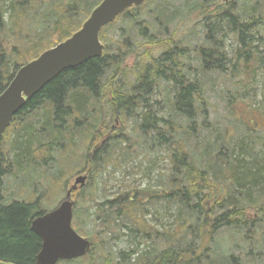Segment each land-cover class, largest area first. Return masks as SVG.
<instances>
[{
	"label": "trees",
	"instance_id": "trees-1",
	"mask_svg": "<svg viewBox=\"0 0 264 264\" xmlns=\"http://www.w3.org/2000/svg\"><path fill=\"white\" fill-rule=\"evenodd\" d=\"M101 1L0 0V95L22 66L76 33ZM217 1L146 0L124 12L100 32L102 57L63 71L12 118L0 136V262L34 264L41 242L31 221L54 209L70 179L85 175L72 193V227L94 247L58 264H264V105L261 124L230 108L243 103L237 88L249 91L264 69V0L212 9ZM195 14L189 31L196 36L201 27L203 39L179 46L175 27ZM145 42L159 53L145 52ZM226 79L234 89L224 92L230 126L208 120L215 81ZM115 120L129 122V130L119 133ZM141 154L150 175L164 164L156 178L107 194L111 177L102 172L133 170ZM27 183L38 197L19 199ZM82 218L93 227L86 235ZM124 236L126 250L105 248Z\"/></svg>",
	"mask_w": 264,
	"mask_h": 264
},
{
	"label": "water",
	"instance_id": "water-1",
	"mask_svg": "<svg viewBox=\"0 0 264 264\" xmlns=\"http://www.w3.org/2000/svg\"><path fill=\"white\" fill-rule=\"evenodd\" d=\"M144 2L145 0H102L69 39L22 66L0 95V136L25 103L63 71L102 57L104 47L99 41L101 30L124 12L141 7ZM85 182V176L77 177L57 208L31 221L30 230L41 242L34 264L73 261L89 253L91 242L79 236L72 228L71 193L78 187H83Z\"/></svg>",
	"mask_w": 264,
	"mask_h": 264
},
{
	"label": "rangeland",
	"instance_id": "rangeland-1",
	"mask_svg": "<svg viewBox=\"0 0 264 264\" xmlns=\"http://www.w3.org/2000/svg\"><path fill=\"white\" fill-rule=\"evenodd\" d=\"M165 1H168L170 4L176 5V4H182L185 0H165ZM199 19H200V17H199ZM193 22L195 24H196V22H198L197 14H195L193 16V18H191V23H187L186 26L184 23L182 25L176 24L177 26L175 27V30L176 29L177 30H176V34L173 37L174 38L173 40L176 41L179 46H183V45L185 46L186 41L187 42L191 41L189 43V45L194 46L195 44L200 43V41L203 39L201 27H198L196 36L190 34L191 32L189 30H190ZM173 27H174V25L167 28L170 33L172 32ZM119 29H120V26L117 27V32H119ZM153 32H154V30L149 27V29L147 31V35L150 36L151 34H153ZM260 33H261L262 37L264 38V28L263 27L260 28ZM117 36H118V34H117ZM135 37H136L135 31H133L132 37H130V38L135 39ZM183 38L186 40L184 42H181V39H183ZM179 48L182 49V47H179ZM144 49H145V52H147L148 54L151 51L153 56H154V54L155 55L158 54L160 51V50L155 51L156 47L155 46H152V47L149 46V43H147V42H145ZM226 51L229 52V48L226 49ZM262 51L264 52V42H263V46H262ZM191 56L195 57L196 55L193 54ZM195 63L196 62H194V64ZM126 66H128V68H131L133 66L132 61L127 62ZM258 74L259 75L256 76L257 78H256L255 82L251 83L249 86H247L249 88V91L241 89V88H237V90L241 91L240 93L243 95V97L241 99L243 103L233 102L232 105L230 106V108L233 107L232 108L233 112H234L233 114L240 115L241 117H243V120H245V121H248V120L250 121V119L254 120V121L259 120V122L262 121L260 118L261 116H258V114H259V109L262 107V105H264V69L261 73L259 72ZM247 80H248V78L246 79V82H247ZM235 81H238V80L236 79ZM235 81H233V82H235ZM229 83L230 82L227 79H226V81L225 80L224 81L223 80H218V81L216 80L215 81V86H214V90H213L214 92H213V94H211V100H210L211 108L209 109L208 120L213 121V122H217V121L222 122L223 125H229L230 126L231 125L230 122L233 121V116H232V114H230V112H231L230 109L226 110L227 100H226V96L224 93L226 90H230L231 92L234 91V89H232V87L229 86ZM251 114L254 116H250ZM257 117H258V119H257ZM128 123L129 122H127L126 124L123 125V121L121 120L118 126L115 124L112 127H116L118 129V132L120 133V132L125 130L124 126H126V125L128 128L127 130H129L130 125ZM231 123H233V122H231ZM258 124H261V122ZM255 129L257 130L258 128H255ZM261 135H263V137H264V132L261 133ZM103 141H104V137H102L101 140H98L97 142L95 141L94 145L92 146L93 149L97 150L103 144L102 143ZM78 147L81 149V152L83 154L84 153V144L83 145L80 144V146H78ZM91 153H92V151L91 152L89 151V155H91ZM143 155L141 154L137 159L134 160V162H133L134 169L133 170H131L129 167V169L127 171L129 173L131 172L130 174H126L127 171H124V170H117L116 172L113 173L111 170L112 168H110L109 166L107 167V171H108V173H110L109 175H108V173H104L105 171L102 172V174H103L102 176H103L104 180L107 181L108 177H111L110 180H108V183H107L106 188H105V192L107 194L112 195L115 192V190L118 189V186H120V184H128V183H131L133 181H135V183L138 184L140 188H144V187H146V185L150 181V179L148 177L151 176L153 179L156 178V176L159 172V169L163 168L164 164L159 163L158 166L156 167V169L152 170V173L150 175L148 169L150 168L151 164H149L148 161H145V158ZM157 156L158 155L155 154V155L151 156L150 159L154 160L155 158H157ZM80 176H83V175H80ZM144 176H148V177L143 178ZM77 177L78 176L76 175L75 177L70 179V181L67 184L66 190L69 189L73 185V183ZM66 190L64 191L63 196H60V198L58 197L59 200H57L55 207H57L63 201ZM102 191H103V187L101 185H99L98 197L101 196V195L99 196V194H102ZM18 194H19V197H18L19 199L34 198L36 196L38 197V190L35 189L34 186L31 187L30 184L27 183L26 187L18 190ZM100 199H102V197H100ZM71 201L73 202V204L75 203V199L73 196L71 197ZM77 217L79 218L78 212H77ZM147 218L149 219L150 216H148ZM168 221L169 220L165 219L163 221V223L167 224ZM80 228H81V232H83L86 235L89 231L92 230L93 227H92V223H90L89 221L84 223V218H82ZM121 233H122V235H125L124 232L121 231ZM224 237H226V235ZM84 238H87V237H84ZM87 240H89V239H87ZM96 241H98V240H96ZM91 243H92L91 247L93 248L94 242H91ZM128 246H129V243H128V239L126 236L122 237L120 240L108 241L105 244V248L108 251L109 250L113 251L114 253H116L120 250H122V251L126 250V247H128ZM97 247H99V246H97ZM92 248L90 249V251L92 250Z\"/></svg>",
	"mask_w": 264,
	"mask_h": 264
},
{
	"label": "flooded vegetation",
	"instance_id": "flooded-vegetation-1",
	"mask_svg": "<svg viewBox=\"0 0 264 264\" xmlns=\"http://www.w3.org/2000/svg\"><path fill=\"white\" fill-rule=\"evenodd\" d=\"M221 1L223 2V7L226 8V6L228 5V1H229V0H219V1H217V3H215V4L212 6V9H215V8L219 7V6L221 5ZM230 1L232 2V1H235V0H230ZM230 1H229V2H230ZM231 2H230V3H231ZM128 97H129V96H128ZM115 123H116L117 126L119 125V124L117 123V120H115ZM103 142H104V141H103ZM103 142H102V143H103ZM99 148H101V146H100ZM67 190H68V189H67ZM67 190H66V191H67ZM65 194H66V192H65ZM64 196H65V195H64ZM71 196H72V195H71Z\"/></svg>",
	"mask_w": 264,
	"mask_h": 264
},
{
	"label": "bare ground",
	"instance_id": "bare-ground-1",
	"mask_svg": "<svg viewBox=\"0 0 264 264\" xmlns=\"http://www.w3.org/2000/svg\"><path fill=\"white\" fill-rule=\"evenodd\" d=\"M57 77H58V76H57ZM52 81H53V80H52ZM52 81H51V82H52ZM39 92H40V91H39Z\"/></svg>",
	"mask_w": 264,
	"mask_h": 264
}]
</instances>
